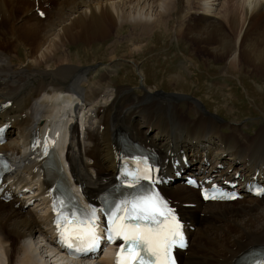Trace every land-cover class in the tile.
Masks as SVG:
<instances>
[{"label": "bare ground", "instance_id": "1", "mask_svg": "<svg viewBox=\"0 0 264 264\" xmlns=\"http://www.w3.org/2000/svg\"><path fill=\"white\" fill-rule=\"evenodd\" d=\"M210 1L0 0V125L10 124L0 152L13 163L4 185L14 197L0 199V264H115L113 257L68 260L51 246L63 221L46 163L53 149L63 185L94 217L98 196L117 181L122 131L156 151L164 179L171 177L157 189L187 228L189 247L179 251L180 264H235L249 247L264 245V195L205 202L181 174L191 165L190 171L205 168L221 180L264 179V125L249 135L196 99L189 100L195 109L189 117L178 105L185 95L149 87L136 58L131 62L143 77L142 94L113 81L126 68L112 64L121 44H128L130 56L149 53L146 69H169L177 55L167 48L171 30L178 42L189 41L194 57L225 62L228 70L264 72V0H225L219 12ZM154 38L162 40L149 47ZM106 39L110 62L96 76L81 53Z\"/></svg>", "mask_w": 264, "mask_h": 264}, {"label": "rangeland", "instance_id": "2", "mask_svg": "<svg viewBox=\"0 0 264 264\" xmlns=\"http://www.w3.org/2000/svg\"><path fill=\"white\" fill-rule=\"evenodd\" d=\"M210 2L214 7H217L216 11L219 12L221 4L225 0H211ZM171 31L166 39L167 48L175 49L174 52L178 58L175 57L174 63H170L169 69L161 67V70L157 68L152 70L147 65L148 70L145 64L149 53L139 57L130 56L126 54L129 48L128 44L119 45L117 47L119 49L116 53L117 57L112 64L115 67L122 65L126 68L123 71L122 78L121 75L118 77L119 73L113 74L115 85H128L135 94H142L143 77L131 62L136 58L140 61L141 66H145L146 82L153 90H159L166 94L181 93L187 96L178 100V105L189 117L195 116V109L191 108L189 100L196 99L202 103L207 112L217 114L225 123H239L247 134L255 135L264 125V72L256 73L251 68L246 67H243L242 72L228 70L225 62L206 61L203 57H194L189 41L181 39L182 42H178L173 37L174 31ZM160 40L162 39H151L149 47H153ZM109 43L111 42L106 39L104 42L95 43L93 46L84 45L87 53H81L83 55L81 57L83 66L86 68L93 67V73L96 76L100 73L99 70H103L110 62L113 47L109 48ZM183 46L185 47L183 48ZM76 51L77 49H72V53ZM156 52L158 51H155L154 54ZM160 52L162 55L160 57L164 61L166 50L161 49ZM185 56L194 57L195 64L191 63ZM198 63H201V66H198ZM131 71L132 73H129ZM127 73L128 75H126ZM173 76H177L179 81L176 82L177 80H174ZM156 84H158V87H156ZM224 131L228 133L229 128L225 127Z\"/></svg>", "mask_w": 264, "mask_h": 264}]
</instances>
